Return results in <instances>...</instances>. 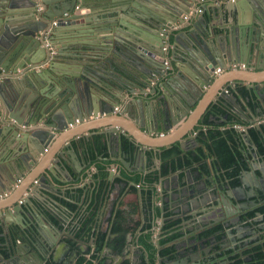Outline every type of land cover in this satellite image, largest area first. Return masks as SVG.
<instances>
[{"label": "water", "instance_id": "water-1", "mask_svg": "<svg viewBox=\"0 0 264 264\" xmlns=\"http://www.w3.org/2000/svg\"><path fill=\"white\" fill-rule=\"evenodd\" d=\"M43 1L47 11L44 18L40 19L36 15L34 0H0V116L4 117L0 120V173L7 180L6 183H10L8 187L13 188L21 177V166L30 169V165L33 166L40 161V166L44 168L43 175L40 176V191L41 186L46 185L48 181H54L53 176L64 181L55 171L57 169L63 176L70 177L67 165L74 167L76 151L73 144L67 146L70 148L69 151L58 153L59 159L53 161L54 166L46 165L49 158L45 163L41 157L54 136V127L64 130L68 128V123L77 117L84 120L88 116L98 117L99 114L116 113L118 117L131 118L148 137H137V133L127 126L129 123L119 118L113 119L116 122L109 125L115 127L112 131L118 133L121 128L125 130V134L122 135L130 140L131 146L136 147L134 152L131 148V155L145 151L146 147L157 149L172 144L174 142L172 138L154 137L151 133L158 132L160 128L169 130L175 122L190 116L192 107L199 101L196 98V90L188 89L190 94L186 96L175 89L172 79L158 83L153 88L151 86L152 93L158 94L162 91L158 87H163L162 95L155 94L159 102H153L152 112L146 107L148 103H144L145 99L137 96L124 102L117 112L113 103L114 95L117 89L125 93L127 87L133 93L134 87H138V84L144 87L145 91L150 87L151 73L163 75L166 71L165 42L172 38L173 30L176 29L173 23L175 25L178 21L182 23L186 20L184 15H188L185 12L190 13L201 2L122 0L119 8L110 11L111 5L96 0ZM77 5L90 9L75 13ZM234 6L236 4H231L226 9L231 11ZM65 12L71 13L67 22H61L52 28L51 21ZM202 18H206L205 13L199 19L204 22ZM192 27L187 36L184 34L175 36L179 39L174 44L172 52L181 49L184 55L196 60L200 72L204 71L209 75L218 64L245 60L243 57L246 50H252L258 55L257 67L260 70L249 73L233 72L237 78L233 80V84L239 80L247 81L248 86L264 82L262 52L264 38L253 37L249 29L246 31L245 25H241L240 31V27L228 28L214 38L213 31L208 25L201 29L198 22H194ZM180 38L186 41H181ZM57 43L63 45L56 46ZM53 48H56L57 52H54ZM87 58H91L92 62L86 61ZM58 61L66 62L67 65H62ZM133 64L139 66L143 72L132 71L130 68H134ZM144 64L152 70L147 71ZM103 71L106 75L102 74ZM182 77L185 80L188 78L184 75ZM91 85L94 89H91ZM117 103L122 104L119 99ZM206 103L204 100L198 106L195 111L196 117L199 116L201 119L208 107ZM8 119H11V123L7 121ZM147 119L151 120V123H148ZM132 135L135 139L130 138ZM194 142L196 143L195 140ZM11 143L25 146L24 149L30 152L28 158L18 157L15 160L13 155L6 157L5 152ZM180 143L182 147L185 146L183 142ZM123 154L126 157V151ZM121 163L125 164V158ZM0 180L2 181L1 178ZM0 184V187L7 185L2 182ZM53 184L58 187L54 182ZM40 196L43 197L42 194ZM176 199L175 204L178 202V206L186 203L188 209L198 207V199L195 205L192 199L186 196ZM43 201L44 204L49 201V204L53 203L57 207V203L51 202L50 198ZM37 208L33 195L29 194L20 203L16 200L0 208V223L3 225L4 234H11L14 238L11 230L14 222L10 217L13 213L23 217L26 209L35 215L37 228L42 225ZM57 208L59 209V206ZM33 228L35 231L33 239L41 241L40 235L43 233L40 229ZM11 251L21 256L19 264H25L23 261L26 253L40 258V247L37 242L34 248L28 247V251L19 248Z\"/></svg>", "mask_w": 264, "mask_h": 264}, {"label": "flooded vegetation", "instance_id": "flooded-vegetation-1", "mask_svg": "<svg viewBox=\"0 0 264 264\" xmlns=\"http://www.w3.org/2000/svg\"><path fill=\"white\" fill-rule=\"evenodd\" d=\"M222 116L226 117L222 120L224 124L233 123L237 128L234 146L233 139L227 140V149L215 146L213 140L211 146L200 143L197 131L179 153L184 163L182 168L190 174L185 180V196L194 205L198 199V207L188 209L186 203L176 207L171 201L175 207L167 215L165 199H157L159 181L152 180L159 175L165 178L169 170L174 172L171 165L158 162L160 156L164 158V151L146 148L143 152L130 153L132 159L126 152L119 174L111 162L106 163L112 169L109 180L116 183L119 176V184L126 193L123 191L119 196L118 205L109 203L100 223L96 219L87 229V252L78 253L74 262L59 258L57 252L60 253L62 244L69 243L66 238L61 239L65 233L60 228L69 214L62 207L60 210L44 204L37 208L42 224L38 228L35 215L30 212L23 217L16 213L10 217L14 222L11 228L14 238L5 233L10 250L8 264H19L21 259L11 249L28 251L35 242L40 247V258L26 253L25 264H264V82L233 87V106L230 102L225 111L220 104H213L202 118L212 124L211 117L219 121ZM252 129L258 131L257 138ZM121 137L128 147L129 140L124 135ZM176 154L172 152L169 159L178 160ZM234 170H237L235 175ZM144 174L147 180L143 193L136 188L142 184L135 179ZM148 181L153 185L150 182L148 185ZM191 182L194 187L188 186ZM129 194L132 199H126ZM173 200L177 201L176 196ZM33 227L43 233L41 241L33 239ZM165 249L170 251L163 253Z\"/></svg>", "mask_w": 264, "mask_h": 264}, {"label": "crops", "instance_id": "crops-1", "mask_svg": "<svg viewBox=\"0 0 264 264\" xmlns=\"http://www.w3.org/2000/svg\"><path fill=\"white\" fill-rule=\"evenodd\" d=\"M97 1L111 5V9H109L111 11L113 9L119 8V3L122 0H96V2ZM202 4L204 5V7L201 13H195V8H193L191 14L189 12H185L186 14H190L189 18L184 20L182 23L178 21L176 23V29L173 30L174 32L172 38H170V40L168 39L165 42V46L167 49L165 51L166 60L168 61V65L164 63L166 66V71H164L163 75L161 76L156 73H151V76L149 78L151 84L150 87L145 89V91L143 89L144 87L142 88L140 84L137 85L138 87H134L135 89L133 93L130 92L128 87L125 88V93H123V91H120L119 89L115 91L116 93L114 95L115 98L113 100V103L116 105L115 111L117 112L120 111L121 107L119 106H122L124 102L129 99H133L135 96L145 99L144 103H148L146 107H148L149 111L152 112L154 106L153 102L158 103L159 99L155 98V94L158 93H152L151 86L153 88V86H157L158 83H163L165 81H168L169 79L173 80L172 84L175 89L186 96L190 94L189 91H187L188 89L197 91L196 98L199 101L192 107L193 110L190 116L183 117L178 122H175V124L169 130L160 128L158 129V132L151 133L154 137L163 136L164 138H172V140H174V142L170 145H165L157 149H151L154 152L160 151L162 153V151H165V149L170 148L177 142L181 147L180 142H183V144H185L186 140L193 137L195 132L203 131L205 133L207 129L211 127H216L219 130H233L234 128L238 133L237 128L233 127V123H229L228 125H226L224 124L225 122H222V120L225 121L226 117H219L218 120L222 123H219V121H213L211 117L210 121L212 122V124L210 123L209 126V124L203 119L205 112L202 114L203 118L201 117L200 119L199 116L196 117L195 111L204 100L207 101L206 106H211L218 103L220 104L221 108L226 111V108L228 107V104L230 102L233 106V87L239 85L248 86V82L245 80H239L238 82L236 81V83L233 84V80H237V78H235V76L233 75V72L246 71L249 73L260 70V68L257 67V65L259 64L258 55L252 50H246V55L245 57H243L248 61H226L224 65L218 64L215 66V68H217L218 66H226L227 63L232 65L226 66L220 73L212 72L209 73V75L204 71L200 72L197 69L198 64L196 60L184 55L181 49H177V51L175 50L174 52H172L174 44H176L179 39L175 38V36H178L180 34H184L185 36H187V33L191 29H193L192 24L194 22H198L201 29H205L206 25H208L213 31L212 38L216 36L218 37L220 33H223V31L227 30L228 28L234 29L240 27V31L241 25H245L246 31L249 29L253 37L264 38V0H206L205 3L201 2L198 7H202ZM231 4H236V6H234L233 10L228 11L226 7ZM80 7L82 10H85V12L89 11L88 9H90L87 6L80 5ZM203 13H205L206 17L205 19L202 18L204 22L199 20L201 19V15ZM173 25L175 26V23H173ZM180 40L186 41L182 38H180ZM61 45H63V43L56 44V46ZM53 50L54 52H57L56 48H53ZM262 52H264V47L262 49ZM92 57L93 56H91V58ZM91 58H89L90 60L87 58L86 61L92 62ZM95 59H97V57H95ZM59 62L60 61H58V63ZM60 64L67 65L66 62H60ZM233 64H235L236 67H233ZM242 64H244V66H242ZM133 66V69L130 68L132 71H135L137 73H139V71L143 72V70L139 69V66L134 64ZM144 68L147 71L152 70L148 67V65L146 66V64H144ZM102 74L106 75L105 71H103ZM182 75L188 77L187 80L183 79ZM209 76L210 79H208ZM158 88L163 91V87ZM91 89H94L93 85H91ZM162 91H160L158 95H162ZM166 92L168 91L166 90ZM118 99L122 102L121 105H118ZM220 99H225V101L229 103L227 104L226 102L222 101L219 102ZM117 118L129 123L127 124V126L130 128V130L137 133V137H148L141 131V129L134 123L131 118H124L122 116L118 117L116 113L111 115L99 114L98 117L88 116L84 120H80V117H77L73 121L74 126H68V128L64 130L54 127V136L51 142L48 144L45 154H43L41 157L43 162L47 161V159L49 158L48 162H45L46 165L54 166L55 164L53 163V161H57L59 159L58 153L62 151H69L70 148L67 146H70L71 144L74 145L76 151V155L74 156L76 160L75 158L73 160L74 167H72L71 165H67L70 177L63 176L60 173L59 169L55 170L56 172H58V176L61 179L63 178L64 180L60 181L53 176V182L58 185V187H55L52 180H50L46 185L41 186V191L39 190L41 183L40 176H42L44 172V168L40 166L41 161L38 164H34L33 166L30 165V169L29 167L23 168V166H21L22 175H20L21 177L18 179V181H16L13 188L8 187V184L10 183H6L7 180L0 173V178L2 179V181L0 180V182H2V184H7L5 185V187H0V208L4 207L6 204L9 205L16 200H19L20 203L21 200L24 197H27L29 194L33 195V200L36 205L41 207L42 205H44L43 199L50 198L51 202L55 201L57 203V207L59 206V208L62 207V209H64L66 215L69 214V216H66L68 219L64 226H62L63 224L60 226L62 232L65 233L62 234L61 239L66 238L69 242L67 243V246H65V244H62L61 250L59 249L60 253L57 252L60 259H67L71 262H74L76 258L81 255V253L87 252L89 250V243L87 242L89 231H87V229L93 226L92 223L95 222L96 219H98L100 223L101 217H103V215H105L106 211L108 210L109 203L118 205L117 202L119 201V196L122 195L123 191H125L126 193V189H124V186L119 184V180L121 178L118 177L116 183L115 181L113 182L112 180H109V174L112 169L108 168V164H106L107 162H111L112 168H115L116 174H119L122 164L121 160L125 158L123 152L126 151L127 153H129V159H132L134 157L130 156V150L131 148L133 149V152L136 150L135 145L131 146V142L129 139H127L129 140L128 147L124 144V138L122 139L121 137L123 133L125 134V130L123 128H121L120 133H118L117 131H112L115 127H113L112 125L109 126L111 122H116V120L113 119ZM77 119H79V121ZM51 120H49V122ZM147 120L148 123H151V120ZM7 121L11 123V119H8ZM197 121H199L198 124ZM130 138L135 139L133 135ZM24 148L25 146L18 145V143H11L8 146V151L5 152L6 157L8 155H13V159L15 160L18 159V157L28 158L30 152L28 151V149ZM146 148L150 149L151 147ZM97 149L99 150L98 152H96ZM105 154L108 155L107 159L104 158ZM38 158L39 157H36V159ZM171 161L172 159H169V157L162 158L160 156V160L158 162H161V164H165L168 162L167 164H169L171 163ZM174 161L176 162L175 158ZM5 162L10 163L6 160ZM182 167L183 166L176 167L174 169V172H171L169 170L166 173L165 178L159 175L157 176V179H152L159 181L157 182V199L158 201H161L162 198L165 199V203L167 205V215H170L173 208L175 206L177 207L179 204L177 203L175 206H172V203H175L176 201L173 200V196H176L177 198L185 197L183 196L184 189L187 187L185 180H188L190 178V174H188L185 168ZM33 172L34 175L30 177ZM191 177H193V175H191ZM163 179L165 182H163ZM195 179H197V176H195ZM135 180L142 184L141 187L136 188L144 193V190L146 188V185H144V183L147 180V175L144 174L143 176H140ZM149 182L150 181H148L147 183L148 185ZM23 183H25L24 186H22ZM151 184L153 185V182ZM189 185H191V187L195 186L193 182L189 183L188 186ZM16 192L18 193L15 194ZM40 194H42L43 197H41ZM132 198V194H129L126 197V199ZM49 203L50 202L47 201L46 204ZM51 204L55 206L53 203ZM179 206H182V204H180ZM28 213L29 210L26 209L25 214ZM1 228H3L2 223H0V231ZM2 232H0V264H8L9 262L7 257L10 250L8 245L5 243L6 235L4 233L2 234ZM74 247H77V249H74Z\"/></svg>", "mask_w": 264, "mask_h": 264}, {"label": "trees", "instance_id": "trees-1", "mask_svg": "<svg viewBox=\"0 0 264 264\" xmlns=\"http://www.w3.org/2000/svg\"><path fill=\"white\" fill-rule=\"evenodd\" d=\"M209 126V120L206 121ZM253 135L257 138V136L259 135L258 131L255 129H252ZM236 135L237 132L236 130L233 128V130H219L218 128H208L207 131L204 133L203 131H200V134L198 135V140L200 143H204L206 142L208 146L210 145V140H213L215 142V146L217 147H224V149H227V140L228 139H233V146L235 145L236 142ZM230 145V144H229ZM200 147V146H199ZM170 148H173V150H169V149H165L163 155L164 158L169 157L171 155L172 152L177 153L176 155L178 160H176V162L174 161V158L172 159L171 163H169V165H171L172 168H176L178 166H182L184 163L182 162V160L180 159V155L182 153L181 147L178 143L173 144ZM168 163V162H167ZM166 163V164H167ZM237 173V170L233 171V175H235ZM169 249H165L163 251V253H167L169 252Z\"/></svg>", "mask_w": 264, "mask_h": 264}, {"label": "built area", "instance_id": "built-area-1", "mask_svg": "<svg viewBox=\"0 0 264 264\" xmlns=\"http://www.w3.org/2000/svg\"><path fill=\"white\" fill-rule=\"evenodd\" d=\"M35 1V8H36V15L38 18H44L45 16V12L47 11V6L44 3L43 0H34ZM202 3H205L206 0H199ZM231 1H236V0H231ZM79 10H82L81 7H79L78 5L76 6L75 9V13ZM195 13H201L203 11V7H197L195 8ZM192 13V11L190 12V14ZM190 14L188 15H184L185 19H188ZM71 16L70 12H65L63 15L61 16H56L52 21H51V27L53 28L54 26H58L60 25L61 22H67V20L69 19V17ZM174 28H176V25L174 26ZM166 49V46H165ZM167 50V49H166ZM165 64L168 65V61L165 60ZM232 64L227 63L226 66H229ZM226 66H218L217 68L214 69V72L216 73H220L222 71L223 68H225ZM242 66H244V64H242ZM233 67H236L235 64H233ZM2 119V116H0V120ZM79 121V119H77ZM69 127L74 126L73 122H70L68 124Z\"/></svg>", "mask_w": 264, "mask_h": 264}]
</instances>
